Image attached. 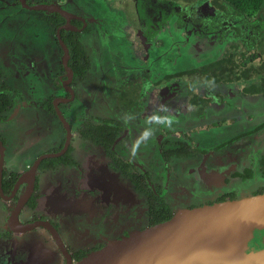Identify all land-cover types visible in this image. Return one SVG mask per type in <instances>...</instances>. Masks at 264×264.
Wrapping results in <instances>:
<instances>
[{
  "label": "flooded vegetation",
  "instance_id": "obj_1",
  "mask_svg": "<svg viewBox=\"0 0 264 264\" xmlns=\"http://www.w3.org/2000/svg\"><path fill=\"white\" fill-rule=\"evenodd\" d=\"M91 1L0 0V264H80L264 194V3Z\"/></svg>",
  "mask_w": 264,
  "mask_h": 264
},
{
  "label": "water",
  "instance_id": "obj_2",
  "mask_svg": "<svg viewBox=\"0 0 264 264\" xmlns=\"http://www.w3.org/2000/svg\"><path fill=\"white\" fill-rule=\"evenodd\" d=\"M255 228H264V194L184 210L80 264H264L263 251L245 255Z\"/></svg>",
  "mask_w": 264,
  "mask_h": 264
},
{
  "label": "rangeland",
  "instance_id": "obj_3",
  "mask_svg": "<svg viewBox=\"0 0 264 264\" xmlns=\"http://www.w3.org/2000/svg\"><path fill=\"white\" fill-rule=\"evenodd\" d=\"M121 1L123 2L125 0H92L89 3V5H90V7H91L92 10H95L97 7L99 8V10H102V9H105V7H102V6H104V4L105 5L107 4L109 7H115L116 8V7H118L120 5ZM172 1H175V2H178V3H182L183 4V3H186V2H189V1H194V0H172ZM102 3H104V4H102ZM100 7H102V9ZM21 22H22V20L14 19V29L15 30L18 27L21 26V25H19V23L21 24ZM12 26H10V29H11ZM19 35L22 36L21 37V40H23L25 42L26 47H29L31 45V48H32V45L37 44L38 42H41L42 37H46V33H44V31H42L41 28H36V24L35 23H34V26H32V28H31V26H28V28L25 29L24 32H21ZM32 40H33V42H32ZM47 47H48V43H46L44 45V48L41 49V51H43V53L39 57H44V55H46L45 49ZM14 52L15 53H18L19 55L20 54L21 55H29V56L31 55L30 50L28 48H25V53L21 52L18 49L17 50H14ZM9 78L7 79V81L9 82V84L12 87H17V88L21 89L20 87H21V85H23V82L22 81H19L18 82L16 79H12V77H9ZM2 80H4V78ZM35 91L36 92H41L40 86H38L35 89ZM32 112L33 111L24 112V117H22V118H26L27 115L25 113H28L27 119L29 117L30 118L29 120H31V118H33L34 115L30 116L29 114L32 113ZM56 128H58L57 125H56Z\"/></svg>",
  "mask_w": 264,
  "mask_h": 264
},
{
  "label": "trees",
  "instance_id": "obj_4",
  "mask_svg": "<svg viewBox=\"0 0 264 264\" xmlns=\"http://www.w3.org/2000/svg\"><path fill=\"white\" fill-rule=\"evenodd\" d=\"M232 3L236 8H239V11L245 13L249 10L257 8L259 5L263 4L264 0H223ZM1 102V101H0ZM7 104L1 105V110L7 108Z\"/></svg>",
  "mask_w": 264,
  "mask_h": 264
}]
</instances>
